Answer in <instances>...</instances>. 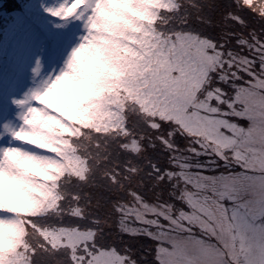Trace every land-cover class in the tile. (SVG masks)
<instances>
[{
	"label": "snow or ice",
	"instance_id": "6c2138e0",
	"mask_svg": "<svg viewBox=\"0 0 264 264\" xmlns=\"http://www.w3.org/2000/svg\"><path fill=\"white\" fill-rule=\"evenodd\" d=\"M106 2L68 0L47 10L63 19L76 15L89 29ZM142 7L133 0L125 11ZM208 8L210 14L200 5L194 15L186 0H168L158 12L144 9L143 35L127 34L136 27L127 18L111 30L124 91L95 107L123 105L127 134L117 147L145 155L142 164L125 158L102 177L103 214L81 206L79 193L60 199V227L78 234V242L56 250L61 264H101L108 254L117 264H264V0H208ZM58 79L49 77L17 103L40 99ZM32 111L21 118L42 135ZM4 131L33 140V132L8 124ZM130 140L135 151L124 147ZM18 148L0 149V170L23 174L11 156ZM37 255L32 264H48Z\"/></svg>",
	"mask_w": 264,
	"mask_h": 264
},
{
	"label": "trees",
	"instance_id": "16d2710c",
	"mask_svg": "<svg viewBox=\"0 0 264 264\" xmlns=\"http://www.w3.org/2000/svg\"><path fill=\"white\" fill-rule=\"evenodd\" d=\"M25 2L27 0H0V52L8 48L9 31L21 30V22L15 11ZM165 3L168 0H154L149 8L158 12ZM186 3L194 15L200 5H203V15L211 13L208 0H186ZM176 6H179L178 3ZM147 27L149 21L141 18L130 36L143 35ZM127 45L133 50L138 48L135 39L127 41ZM120 55L129 56L131 53L122 50ZM124 78V75L119 78L110 77L108 82L113 85L111 90H106L100 96H92L86 105L73 110L77 113L74 118L69 115L63 122L60 121L58 127L62 133L51 140L52 147L46 151L57 163V168L47 178L40 177L36 188L38 192H35L32 200L36 202L33 210L30 213L15 211L20 218V225L11 241L0 248V264H32L34 250L38 253L37 261L43 257L48 264H61V257L56 250L72 246L69 240L78 242V234L75 230L60 227L56 218L59 215L60 199L69 193H79L84 197L80 200L81 206L90 205L91 211L103 214L105 201L102 197L107 195L103 186L107 185V181L102 177L109 175V170H114L115 165L122 163L125 158L143 163L142 157L145 154L133 157L129 153H121L117 147L121 143L117 138L127 134L123 127L124 106L109 105L99 112L95 107L103 96L115 97L117 91L123 93L124 90L118 85ZM124 147L136 150L131 140ZM75 198L79 199V196ZM117 259L108 254L101 264H117Z\"/></svg>",
	"mask_w": 264,
	"mask_h": 264
},
{
	"label": "rangeland",
	"instance_id": "374dc122",
	"mask_svg": "<svg viewBox=\"0 0 264 264\" xmlns=\"http://www.w3.org/2000/svg\"><path fill=\"white\" fill-rule=\"evenodd\" d=\"M153 1L139 0V3L144 6L140 9L144 10L145 8H149ZM67 2L68 0H30L26 7L29 16L34 17L41 26L50 30L53 35H56V38H59L61 44L54 46L52 51H48L46 36L44 34L42 35L41 29L28 27L24 23L26 29L21 37L16 41H13L14 38H12V41L9 42V50L7 53L11 55V58L7 61H0V133H2L0 134V149L20 147L24 150L47 157L48 162L55 165L54 168L47 170L46 175L39 174V171H30L26 174L30 181L27 196L31 201L34 198L35 192H38L36 189L38 187L37 183L40 182L38 176L47 178V175L51 174V171L57 168V163L51 155L41 151L47 148H40L34 144L20 141L18 138L12 136L10 132H5L4 125L8 124L18 129L24 123L20 115L23 111H27L29 107L35 109V111L41 110L36 108L34 103L35 99L28 101L29 105L27 106L21 105L17 101L26 100L30 93L41 87L49 77L54 78L55 75L59 74L72 49L80 43L82 36L86 34L87 29L85 28L84 20L77 18L76 15L63 19L54 16L47 10L49 7H58ZM109 2L113 4H130L133 0H109ZM125 15L134 25L142 18L127 11ZM120 23L123 22L121 21ZM132 31L133 28H130L127 34L130 36ZM13 34H16V32ZM126 41L129 40L124 39L123 43L127 44ZM23 66L26 69L23 75L18 77L21 74L20 69ZM15 69L16 72H14ZM91 98L92 96L87 100H81L76 91L67 89L60 102L66 108L73 111L86 105ZM7 100L13 102L11 109L7 107ZM48 111L52 115L59 112L58 109L53 110L51 106H49ZM63 121L64 119L61 120V122ZM42 125L44 124L39 120L36 121L38 131L44 135L46 127H41ZM29 127H32V125L30 124ZM61 133V130L52 133V139ZM15 171V168L11 169V172ZM11 172L0 170V209L6 210L3 216H0V244L10 239V232L14 228H17L20 221L14 213L9 215V212L16 211L10 205L17 197L13 181L18 179V176L12 175ZM5 197H7V202L5 201ZM8 221H12V223H8ZM1 247L3 245H0Z\"/></svg>",
	"mask_w": 264,
	"mask_h": 264
},
{
	"label": "clouds",
	"instance_id": "9594fccd",
	"mask_svg": "<svg viewBox=\"0 0 264 264\" xmlns=\"http://www.w3.org/2000/svg\"><path fill=\"white\" fill-rule=\"evenodd\" d=\"M83 2V0H81ZM128 4L104 3L99 17L96 20V27H89L80 43L75 46L67 57L64 67L59 72V79L49 89L41 91V98L34 101L36 108L40 111L28 113L29 118L36 122L39 120L46 125L44 135H36L29 123L25 122L17 129L18 131L33 132L31 144H37L40 148H51L52 133L58 132L60 121L66 119L68 115L73 118L77 113L66 108L60 101L67 89H73L81 100H87L91 96H100L106 90H111L109 78H119L122 69L117 62L118 50L113 44L111 30L117 23H129L126 19L125 10ZM136 16L149 21L148 12L140 8L133 10ZM60 109L58 113L52 115L48 108ZM67 113V115H65ZM20 140V138H18ZM21 141V140H20ZM20 149L11 152V156L19 162L23 174L13 181L17 192L16 199L11 203L18 213H30L36 206L35 201H31L27 192L30 188V181L26 175L30 171H39L43 175L47 170L54 168L53 163H49L47 157L30 151V155L25 156ZM34 156H40L37 160ZM7 202V197H5Z\"/></svg>",
	"mask_w": 264,
	"mask_h": 264
}]
</instances>
